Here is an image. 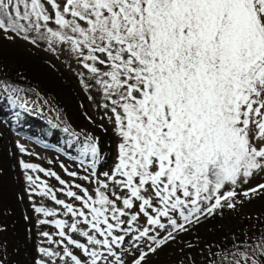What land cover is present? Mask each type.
Here are the masks:
<instances>
[{
	"label": "snow or ice",
	"instance_id": "snow-or-ice-1",
	"mask_svg": "<svg viewBox=\"0 0 264 264\" xmlns=\"http://www.w3.org/2000/svg\"><path fill=\"white\" fill-rule=\"evenodd\" d=\"M0 33L33 45L46 41L50 51L68 45L110 101L119 137L117 162L104 180L96 178L94 196L80 185L82 195L66 192L79 208L27 177L37 195L51 194L72 217L71 224L52 223L83 258L66 246L62 256L41 248L45 256L126 264L131 249L130 264H147L174 233L225 205L234 208L239 195L264 190L260 184L236 191L264 173V0H0ZM82 154L91 155L94 168L92 137ZM257 249L236 253L235 264H264V240Z\"/></svg>",
	"mask_w": 264,
	"mask_h": 264
},
{
	"label": "rangeland",
	"instance_id": "rangeland-1",
	"mask_svg": "<svg viewBox=\"0 0 264 264\" xmlns=\"http://www.w3.org/2000/svg\"><path fill=\"white\" fill-rule=\"evenodd\" d=\"M51 26L54 27V25ZM38 43L45 45L43 40H39ZM0 47V49H7L15 54L14 57L9 55L0 58V112L11 114L10 117L12 116L19 126L22 125L31 133L29 136H23L15 130L11 133L10 130L4 129V124L0 122V155L7 150L9 164L11 163L12 168L11 183L14 186L16 183V197L19 198L21 206L29 212L27 218L30 240L28 264H37L38 261H43L44 264H65L59 256L55 258L45 256L40 251L41 248L62 256L66 246L78 258H83L81 250L76 249L74 245H69L67 240L60 237V230L52 223L54 220H65L71 224L72 217L64 215L63 206L51 200L50 195L55 194L58 199L79 208L81 202L68 197L66 192L71 190L77 195H82L80 189L75 187V185H80L94 196L96 178L104 180L103 173L110 172L114 168L117 162L119 137L115 134L113 123L110 120L111 103L106 99L100 85L90 78L91 74L70 52L68 45L54 46V51L47 53L41 48L30 46L19 38L6 39L4 34L0 33ZM41 70H43L42 73H39ZM42 79L55 80L59 83L57 85L60 89H58L59 97H56L44 85ZM81 80L84 81L83 84ZM18 81L21 85L26 84L27 86L17 84ZM85 85L88 87L86 88ZM73 103L76 104L85 121L84 129L79 130V127H75L72 122L70 110H73L71 108ZM43 126L49 127L51 131L44 129ZM89 136L93 138L98 148L101 139L104 140L105 161L99 167L94 166L93 168L90 154H82ZM50 137L51 139L59 137L62 142H55L51 146L52 141L48 140ZM65 143L71 144L78 154L75 155L71 149H66L67 144ZM68 154L74 157L71 156L70 159ZM21 162L35 165L36 169H25L21 166ZM52 172H55L66 184L61 185L54 176L45 174ZM71 172H75L76 176L69 175ZM28 176L36 180L38 185H47L52 193L49 196L37 195L40 189L27 180ZM260 184H264V173L253 175L247 184H242L236 191L242 193ZM111 191L112 186L110 185L106 192L110 197ZM258 192L264 193V190H258ZM255 195L253 193H249L248 197L239 195L234 208H228L225 205L223 208L214 210L212 214L218 213V216H221L217 221V234L194 244V248L189 253L178 252L167 256L160 264H222L224 257L228 254L243 249L247 245L261 243L264 240V207L249 204L250 199ZM1 201L0 197V203ZM38 207L55 211L56 215L46 217L43 213L35 211ZM5 214L6 212L0 208V264H15L18 248L8 241L9 225L5 220ZM205 215L200 217V222ZM41 220L49 222L41 224ZM199 223H193L187 227L190 230ZM137 224L141 228L147 226L142 215ZM79 227L87 230L83 224ZM64 231L73 239L86 243V238L78 233L68 232L67 228ZM188 231L182 234L174 233L175 239L172 241H176ZM42 233H48L52 241L50 242L48 237ZM161 235H166V233L162 232ZM172 241L161 248L168 247ZM124 247L128 249L129 246L126 244ZM141 247L147 250L143 245ZM133 252L134 250L130 249L124 255L126 264H130ZM65 260L71 264L70 258L66 257Z\"/></svg>",
	"mask_w": 264,
	"mask_h": 264
},
{
	"label": "bare ground",
	"instance_id": "bare-ground-1",
	"mask_svg": "<svg viewBox=\"0 0 264 264\" xmlns=\"http://www.w3.org/2000/svg\"><path fill=\"white\" fill-rule=\"evenodd\" d=\"M0 55H1L0 58H4L5 56L8 57L9 55L12 57L15 56V54H12L11 52L7 51V49H0ZM42 71L43 70L39 71V73H42ZM42 81L44 85L48 87V89L56 95V97H59L60 89H59V86H57L59 84L57 81L55 80L53 81L49 79L48 80L42 79ZM71 108L73 109V110H70V112H71V119H72L74 126L79 127V130L84 129L85 121L81 117L80 111L77 109L76 104L73 103ZM10 115L11 114H9L8 112H2V113L0 112V122H2L1 124H4V127H5L3 128L6 130H10L11 133L14 132L15 130L23 136H29V134H31L30 130L25 129L22 125L19 126L18 122H16L12 118V116L10 117ZM43 128L48 131H51L49 127L46 128L43 126ZM51 138L52 137L48 139L50 142L52 141L51 146H53L55 142L57 143L62 142V139L59 137L57 138L54 137L53 139ZM100 143L101 144H99V148H98L99 156L95 161V166L97 167H99L105 161V156H104L105 149L103 146L104 144L103 138L101 139ZM65 147L66 149H71V151L75 155L78 154L77 151L73 149L71 144H67L65 145ZM6 151L7 150H5L2 153V155H0V166H1L0 167L1 168L0 170V174H1L0 175V197L2 198V201L0 203V208L6 212L5 220H7L8 225H9V231H7L8 241H10V243H12L18 248V253L15 256V264H28L29 263L27 261L28 245H29L30 240L28 237L29 227L27 223V218H28L29 212L21 206L18 200L19 198L17 199L16 197L17 196L16 195L17 185L15 183V186H14L11 183L12 168L10 166L11 163L9 164V157ZM68 155L70 156V159H71L72 155L70 154ZM249 204L254 205L255 207H258L260 205L264 207V193L258 192V194L254 196V198L250 199ZM219 218H221V216H218V213L216 215L206 214L204 217L201 218L202 221L198 225H194L192 229L188 231V233L181 235L180 237H178L176 241H172L170 245H168V247L161 248L158 252L151 254L149 258L147 259V264H160L169 255H174L178 252L182 254L191 252V250L194 248V244H196L197 242H203V240H205V238H207L208 236H214L213 234L215 235L217 234V230H218L217 221L219 220Z\"/></svg>",
	"mask_w": 264,
	"mask_h": 264
},
{
	"label": "trees",
	"instance_id": "trees-1",
	"mask_svg": "<svg viewBox=\"0 0 264 264\" xmlns=\"http://www.w3.org/2000/svg\"><path fill=\"white\" fill-rule=\"evenodd\" d=\"M55 27V26H54ZM18 38V37H17ZM20 39V38H19ZM22 41H24L23 39H21ZM24 42H26L27 44H29L30 46H32V47H36V48H41V49H43V51H45V52H47V53H52V51H50V50H48V44H47V42L45 41V45L44 46H42V45H40L39 43H38V41H37V44L36 45H33V44H31V43H29V42H27V41H24ZM54 46H57V45H54ZM17 84H19V85H21V83L18 81V82H16ZM21 86H27L26 84H22ZM94 187L96 188L97 187V184L94 182ZM260 243H256V244H250V245H247V246H245L243 249H240V250H238V251H236V252H233V253H230V254H228L227 256H225L224 257V259H223V262H222V264H235V260L238 258L237 256H236V253H238V252H242V251H248V252H252L253 250H256V251H258V249H257V245H259Z\"/></svg>",
	"mask_w": 264,
	"mask_h": 264
}]
</instances>
